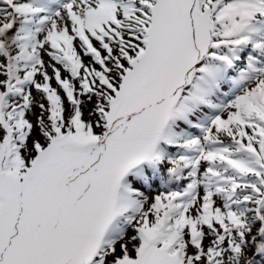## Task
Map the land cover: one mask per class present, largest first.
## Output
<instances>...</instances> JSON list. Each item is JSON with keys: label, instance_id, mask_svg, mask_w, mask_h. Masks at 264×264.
I'll use <instances>...</instances> for the list:
<instances>
[{"label": "snow or ice", "instance_id": "1", "mask_svg": "<svg viewBox=\"0 0 264 264\" xmlns=\"http://www.w3.org/2000/svg\"><path fill=\"white\" fill-rule=\"evenodd\" d=\"M0 264H264V0H0Z\"/></svg>", "mask_w": 264, "mask_h": 264}]
</instances>
